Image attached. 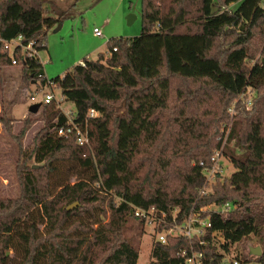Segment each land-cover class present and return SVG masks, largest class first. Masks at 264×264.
Here are the masks:
<instances>
[{
    "label": "trees",
    "instance_id": "1",
    "mask_svg": "<svg viewBox=\"0 0 264 264\" xmlns=\"http://www.w3.org/2000/svg\"><path fill=\"white\" fill-rule=\"evenodd\" d=\"M48 4L0 0V39L21 36L23 45L32 42L35 50H44L46 31L63 16ZM260 34L264 0H141L139 36L111 39L104 54L51 79L50 89L59 88L72 103L73 122L85 126L89 145L78 146L72 135L57 136L68 118L53 101L40 104L42 126L26 156L39 166L23 172L19 199L0 201V264H136V238L145 225L134 217L135 208H152L157 218L180 224L192 207L225 203L231 206L225 216L202 214L210 227L201 237L153 241L148 264H185L179 253L190 248L202 253L201 264H222L232 245L251 237L261 255L245 264H264V95L250 113L236 108L238 115L215 141L235 98L247 88L264 94V46L248 64ZM12 58L15 65L8 51H0V69L21 67L19 89L31 82L46 86L36 57L16 49ZM15 101L16 96L8 107ZM90 109L100 116L86 119ZM36 121L28 118L21 132ZM222 138L221 152L233 172L227 178L216 174L211 191L199 195ZM63 170L74 183L58 179L53 195L49 178ZM103 193L117 198L109 201L108 221L101 224L106 214L95 207L91 214L85 211L94 230L75 221L80 232L62 236L68 231L62 222L85 214L67 206L98 203ZM129 220L137 222L131 237L124 227ZM165 229L161 224L156 231Z\"/></svg>",
    "mask_w": 264,
    "mask_h": 264
},
{
    "label": "rangeland",
    "instance_id": "2",
    "mask_svg": "<svg viewBox=\"0 0 264 264\" xmlns=\"http://www.w3.org/2000/svg\"><path fill=\"white\" fill-rule=\"evenodd\" d=\"M49 2L52 3L47 5L50 10L54 9L53 11L62 12L63 16L59 23L46 31L45 49L38 53L44 77L47 80L62 77L66 71L83 59L95 60L98 54L105 53L106 43L109 40L114 38L130 39L139 36L141 33V0H49ZM129 16L134 18L128 19ZM59 25L60 27H58ZM94 28L101 33V36H96L93 33ZM261 41L262 43H260ZM252 46L253 53L251 57L254 59L248 62L249 65L259 57L260 48L264 46V36L260 34L253 41ZM9 54L12 55V52H9ZM20 75V66H7L0 69V201L19 199L23 188L21 180L23 172L29 166L33 168L39 166L33 164L32 160L26 159L32 148L33 138L42 126L38 116L41 109L39 108L36 114L28 112L29 106L34 104L29 97H34L35 103H38L41 102L45 94H51L54 98L53 102L59 104L58 108L62 112L66 114L74 110L72 103L63 100L61 91L57 87L50 89L47 86L40 87L39 83L31 82L28 88L25 85L19 89ZM263 95L261 90L254 91L247 88L245 92L235 98L224 111L227 121L220 123L219 135L215 141L222 137L221 134L225 132V126L229 127L238 115L236 108L250 113L253 105H256ZM15 96L16 101L11 107H8L7 103L15 100ZM28 118H35L37 121L25 133H22V127ZM225 141V138H222L221 148L226 144ZM231 146L229 144L227 148H231ZM220 161L223 168L220 176L221 178H227L233 172V167L224 156L220 158ZM44 174L45 171H41L38 177L45 185ZM67 176V172L63 170L61 174H55L52 179L49 178L48 187L50 189H47L51 191V194L55 195L59 191L57 187L58 179H62L64 183L68 181L70 186L73 185L75 178H68ZM211 185L212 183L210 185L203 184L201 190L211 191ZM101 197L103 198V200L99 199L102 202L101 206H98L100 201L88 204L74 202L70 205L75 203L77 205L70 211L79 210L81 211L80 214L88 211L91 214L93 208L96 207L95 212H99L100 208L106 214V217L102 218L101 221V224H104L109 218V201L115 200L117 202V198L104 193ZM52 198L50 196L49 200ZM90 220L88 214L85 213L83 218L71 219L64 225L62 222L63 231L65 229H68V231L62 232L61 235L69 237L66 234L67 232H80V226L75 221L81 222L89 231L94 230L97 225H92ZM136 225L137 222L133 220H129L124 225L128 230L126 233L128 237L136 233ZM37 228L40 233H43V224H38ZM142 230V233L136 238L139 249L136 264L149 263L151 245L153 241H156L151 226H143ZM252 247H255L254 238H247L244 244L232 245L228 256L234 257L238 262L245 264V259L246 262L248 259L252 261L254 257L251 255L250 258L245 257L247 251ZM95 264H99L98 260Z\"/></svg>",
    "mask_w": 264,
    "mask_h": 264
},
{
    "label": "built area",
    "instance_id": "3",
    "mask_svg": "<svg viewBox=\"0 0 264 264\" xmlns=\"http://www.w3.org/2000/svg\"><path fill=\"white\" fill-rule=\"evenodd\" d=\"M93 33L96 36H101V33L96 28L93 29ZM21 40V36H18L12 40L0 39V51L13 52L14 50L18 49L21 51V53L25 52L27 54V57H36L39 60V51L33 48L32 42H28L23 45L21 43ZM9 55L11 65H15L16 63L12 58V55ZM45 82L48 88L54 85L51 80L46 79ZM29 99L32 103L35 104L36 100L34 97L30 96ZM53 100L54 98L51 94H45L41 102L38 103L48 104ZM56 104L57 106H59L58 103ZM65 115L68 118L67 122L65 123V125L59 127L56 130L57 136L68 137L72 135L74 137L75 143L78 146L88 147L89 142L85 126H80L77 123L73 122L71 111L67 112ZM99 116L100 114L97 111L90 109L87 113L86 119L98 118ZM221 150L222 148L214 151L213 155L211 156L209 163L210 166L204 171V184L210 185L214 181H211L212 179H214V176L223 172L222 164L220 163V158L223 156ZM199 165L201 166L202 163H200ZM205 193V190L202 189L199 192V195H203ZM230 209L231 206L229 203H225L222 206H207L200 209H194V207H192L190 213L180 224H177L174 218H171L170 223L165 222L163 220V215H160L161 217L157 218L155 210L152 208L148 210L135 208L133 214L134 217L143 220L145 226L152 227V232L154 233L157 242L165 244L168 237H184L188 240L201 237L204 234L205 229L210 227V223L208 222V220L201 218L202 214L209 215L210 213H216L218 215L225 216ZM161 224L166 225V229L162 230L161 232L156 231V228ZM179 256L183 259L185 264H201L203 260L202 253H195L192 248H190L189 251H180ZM222 264H240V262H238L236 258L226 255L222 259Z\"/></svg>",
    "mask_w": 264,
    "mask_h": 264
},
{
    "label": "water",
    "instance_id": "4",
    "mask_svg": "<svg viewBox=\"0 0 264 264\" xmlns=\"http://www.w3.org/2000/svg\"><path fill=\"white\" fill-rule=\"evenodd\" d=\"M134 17L129 16L128 19H133ZM60 27V25L58 26ZM40 104L39 103H35L29 106L28 108V112L31 114H36L37 110L39 109ZM77 203L70 205L69 207L66 208L67 211L72 210L74 207H76ZM249 255L254 256V257H258L261 255V250L259 247H252L249 249Z\"/></svg>",
    "mask_w": 264,
    "mask_h": 264
},
{
    "label": "crops",
    "instance_id": "5",
    "mask_svg": "<svg viewBox=\"0 0 264 264\" xmlns=\"http://www.w3.org/2000/svg\"><path fill=\"white\" fill-rule=\"evenodd\" d=\"M81 61H79V63H80Z\"/></svg>",
    "mask_w": 264,
    "mask_h": 264
}]
</instances>
